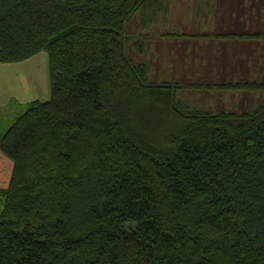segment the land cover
Instances as JSON below:
<instances>
[{
  "label": "trees",
  "instance_id": "1",
  "mask_svg": "<svg viewBox=\"0 0 264 264\" xmlns=\"http://www.w3.org/2000/svg\"><path fill=\"white\" fill-rule=\"evenodd\" d=\"M165 11L164 0H0V63L46 51L51 75V98L0 128L13 162L0 264H264V97L243 112L180 97L264 93V81L152 79L127 26L137 15L148 30Z\"/></svg>",
  "mask_w": 264,
  "mask_h": 264
},
{
  "label": "rangeland",
  "instance_id": "2",
  "mask_svg": "<svg viewBox=\"0 0 264 264\" xmlns=\"http://www.w3.org/2000/svg\"><path fill=\"white\" fill-rule=\"evenodd\" d=\"M164 8L166 11L148 30H141L137 15L127 26L128 32H137L143 38L147 52L145 56L130 47L129 55L136 64L151 62L152 79L203 78L201 81L210 80L208 83L264 81V40L213 37L224 33H264V0H164ZM184 62L191 65L187 76L181 75L185 73ZM7 69L0 71V76L6 79L3 92H10L11 106L0 107L1 130L7 129L25 110L26 105L18 98L20 92L27 89L36 92L37 96L31 100L51 98L46 51L10 63ZM180 97L209 111L243 112L251 110L264 93L190 90L181 92Z\"/></svg>",
  "mask_w": 264,
  "mask_h": 264
},
{
  "label": "crops",
  "instance_id": "3",
  "mask_svg": "<svg viewBox=\"0 0 264 264\" xmlns=\"http://www.w3.org/2000/svg\"><path fill=\"white\" fill-rule=\"evenodd\" d=\"M182 44V43H180ZM151 63V62H150ZM189 63V62H188ZM10 63H0V71H7V67ZM14 64V63H13ZM153 67V65L151 64ZM186 66V67H185ZM182 67H185L183 70H185V73H182L181 75L187 76L189 74V71L191 69V65H185V62L183 63ZM199 79V80H198ZM196 80L189 79L185 80L182 78V80H179L178 78L172 81H189V82H208V81H201L204 80L203 78H198ZM5 82H1V81ZM162 80V79H161ZM166 80V79H164ZM7 87L6 84V79L0 76V107L3 108L5 106H11V97H10V92H3V90ZM197 91V90H195ZM230 92H235V91H230ZM9 94V96H8ZM20 97H18L23 104H27L28 102L31 101V99L36 95V92H31L30 89H27L25 92H20ZM33 96V97H32ZM13 169V162L9 158H7L3 153L0 151V187L6 188L9 184L11 173ZM1 200V199H0ZM2 203V202H1Z\"/></svg>",
  "mask_w": 264,
  "mask_h": 264
}]
</instances>
